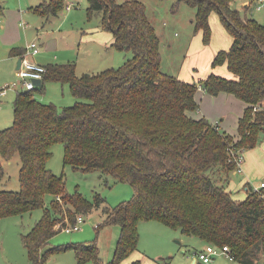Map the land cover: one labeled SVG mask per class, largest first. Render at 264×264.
<instances>
[{"label": "trees", "instance_id": "trees-1", "mask_svg": "<svg viewBox=\"0 0 264 264\" xmlns=\"http://www.w3.org/2000/svg\"><path fill=\"white\" fill-rule=\"evenodd\" d=\"M87 1L88 15L99 11L101 27L112 33L111 46L131 56L116 67L80 75L74 62L46 64L39 86L47 80L68 83L77 98L61 108L34 97L37 86L17 92L12 124L0 129V156L19 154L20 188L0 185V217L44 208L41 218L21 235L34 264H43L51 251L67 248L75 249L79 264L89 259L94 264H122L138 248L139 222L150 219L206 243L227 244L233 260L256 264L264 259V186L254 190L248 185L241 199L226 188L236 167L234 155L254 147L264 135V23L242 15L233 0H175L171 5L172 11L180 2L195 8L194 26L202 30L205 43L211 37V12L232 35L230 47L216 52L212 66L226 64L235 78L211 72L200 82L210 94L225 91L247 104L232 135L205 116L191 114L199 107V83L162 69L160 36L143 1ZM63 6L64 0H46L34 10L50 15ZM55 142L63 144L65 164L129 182L131 198L110 208L99 192L90 200L77 189L66 192L63 174L47 166ZM212 168L224 171L213 177ZM3 176L0 162V184ZM62 204L72 224L78 214L103 205L105 223L119 226L110 260L101 258L94 243H67L41 252L67 223Z\"/></svg>", "mask_w": 264, "mask_h": 264}, {"label": "rangeland", "instance_id": "rangeland-1", "mask_svg": "<svg viewBox=\"0 0 264 264\" xmlns=\"http://www.w3.org/2000/svg\"><path fill=\"white\" fill-rule=\"evenodd\" d=\"M39 1L41 0H0L5 6V11L6 9L21 10V12L18 11L20 14L17 13L19 17L16 21L21 29L24 43L35 41L39 48L41 44L47 43L44 50L33 56L37 61L42 63H46V61L74 62L76 73L80 75L84 72L95 73L107 67H116L131 56L130 51H122L110 46V44L101 43V36L97 34V30L103 29L100 24V12L96 11L89 16L87 0H64V6L57 15L37 13L30 5ZM141 1L145 3L148 17L160 36L162 69L176 75L187 66L190 60L194 64L197 55L194 53V49L198 46V40L201 37V29H195L194 26L195 8L180 2L177 10L172 11L171 5L175 0ZM243 1L233 0V7L239 9L242 15L245 14L247 17L264 23V8L243 10L241 7ZM67 2H70L69 8H65ZM211 14L213 18L211 19L212 25H210L211 32H215L217 38L219 31L214 27V24L215 18L218 22L220 19L215 12H211ZM201 42H204L202 37ZM106 44L109 45L108 48ZM210 48L211 44H209ZM213 49H216L215 46ZM31 55L33 54H29L28 57H32ZM198 61L197 66L199 68V63L207 64V54H203ZM15 80L18 81V78L12 76L8 82ZM16 89H24L21 82L9 88L6 95L0 98V129L12 124L13 110L10 105V93ZM33 95L43 102H54L59 108L70 105L77 99L72 95L68 83L53 80L44 81L42 87L37 86L33 89ZM252 148L254 149L251 151H248L250 148L243 150L242 172L233 170L234 172L230 176V185H232L230 190L235 193L237 198L243 194L242 188L240 192H236L241 187L239 185L241 179H248L252 185L264 180V135L259 137L257 144ZM51 151L52 154L47 161V166L53 172L63 174L66 192L71 193L77 189L89 200L93 198L95 192H99L105 199L104 204L110 208L131 198L133 187L129 182L121 181L114 175L103 173L100 170L85 172L65 164L61 142H55L51 146ZM0 162L4 169L1 188L19 190V154L15 152L9 159L0 156ZM219 170L222 173L224 171L220 168H212L209 173L216 177ZM49 199L50 195H47L45 204ZM59 201L62 203L61 200ZM61 207V216L68 222L64 204ZM43 209V207H36L21 214L0 217V264H34L28 257L21 235L28 232L34 223L41 218ZM83 218L84 221L79 224L78 229L67 231L62 228L54 233L41 248V252L47 251L50 247L67 243H94L101 258L105 262L110 260L119 234V226L114 223H105L106 213L103 210V205L83 214ZM138 230V249L125 257L121 262L122 264H128L135 258H140L141 253L147 254L148 257L141 260L140 264H153L154 261L161 264L163 261L157 260L158 255L168 258L171 256L168 264H194L192 260L195 251L202 249L201 247L206 244L204 240L195 235L184 234L180 229H173L153 219L140 221ZM181 237L183 240H180ZM43 264L79 263L75 249L67 248L49 252ZM81 264H94V262L89 259ZM201 264L239 263L229 259L224 254H216L209 262Z\"/></svg>", "mask_w": 264, "mask_h": 264}, {"label": "crops", "instance_id": "crops-1", "mask_svg": "<svg viewBox=\"0 0 264 264\" xmlns=\"http://www.w3.org/2000/svg\"><path fill=\"white\" fill-rule=\"evenodd\" d=\"M43 1H46V0H41L38 3L32 4L30 6H33L32 9H34L35 6H37L39 3ZM0 5L3 7V12L0 15V88H1L5 83H11V82H8V80H10L12 76H16V70L18 68L17 61L19 58H21L22 54L25 52L26 46L28 43L23 42L22 32H21V29L18 27V24L16 21L17 18L19 17L21 10L19 9L20 12H18L19 10L15 11V10H10V9H6L5 11V6L3 5L2 2H0ZM67 6L70 7V2L69 3L67 2L65 4V8H69ZM57 13L52 14V15H57ZM211 15L209 17L210 25H212V22H213L211 21V19H213ZM215 21H216L215 24L214 23L213 24H214V27H216L219 31V36L217 37L218 39L215 36V32H211V37L209 41L206 43L205 42L202 43L201 37L203 39V32L201 30V37H200V40H198L199 44L197 43L198 46H196L194 49V53H197L196 58L194 59V61L196 62L192 64V60H190L184 69L176 73V76H178L179 78L185 81H196L197 83H199V87L195 93V99L199 103V107L195 112H191V114L194 117L199 118V117L205 116L212 123L217 124L221 129L225 130L226 132L232 135H236L238 118L243 114L244 108L247 104L242 99L236 97L234 94L228 93L225 91H221L216 95L210 94L207 91H205L202 85L200 84V82H202L211 72H214L215 74H218V75H221L227 78H235V74L227 68L226 64L212 66V59L214 55L216 54V52L221 49H228L233 39L232 35L225 29L221 21L218 22L216 18H215ZM97 34L101 36V43L103 44L107 43V44H110L111 46L113 42V35L111 32L107 30L105 32V30L101 29V30H97ZM210 40H211V43H210ZM107 44H106V47L108 48L109 45ZM209 44H211L210 49H209ZM46 46H47L46 42L41 44L39 51L44 50ZM213 46H215L216 49H213ZM12 49H15L14 52L12 51ZM39 51L31 55L32 57L29 56L30 59L38 63H41L43 65H46L48 63H53L51 61H46V63L37 61L33 56L37 55ZM203 54H207L208 63L205 65L204 64L202 65V63L201 64L199 63V66H200L199 68L197 66L199 62L198 60L201 58ZM17 83L18 81H16V84ZM16 84L14 86H16ZM8 89L6 90V92L8 91ZM21 90L16 89L10 93L11 108H12V101L15 98V95L17 94V92ZM6 92L0 95V98L5 96ZM252 149L254 148H250V150L248 151H251ZM233 172L234 171L230 172L228 181L226 183V188L228 190H230V187H232V185H230V176H231V173ZM239 185H241V187L238 188L236 192H240V189L242 188L243 194L239 196L241 198H244L246 196L248 185H251V183L249 182L248 179L244 178L240 180ZM230 192L234 198L241 199L240 197L239 198L235 197V193H232L231 190ZM180 240H183L182 237L180 238ZM203 247L204 246H202L201 248ZM145 257H148V255L145 253L143 254L141 253L140 258H135V259H140L141 261ZM169 258L163 257L162 255H158L157 260L159 261L162 260L163 262L161 264H168ZM194 259L195 258L193 257L192 263L194 264L203 263L199 259H196V260ZM236 263L245 264L239 261H236ZM153 264H158V262L154 261Z\"/></svg>", "mask_w": 264, "mask_h": 264}, {"label": "built area", "instance_id": "built-area-1", "mask_svg": "<svg viewBox=\"0 0 264 264\" xmlns=\"http://www.w3.org/2000/svg\"><path fill=\"white\" fill-rule=\"evenodd\" d=\"M69 7V6H67ZM242 8H256L261 9L264 8V0H244L242 3ZM39 51L38 44L35 41H31L27 44L25 52L21 56L20 64L16 70V76L18 78V82H21L24 89H33L36 85L34 80L41 79L43 73L45 72V65L33 61L28 57L29 54H35ZM15 82L5 83L0 88V95L4 94L6 90L14 86ZM233 160L236 163V167L234 170L238 172L242 171V163L244 161L243 150H240L236 155H234ZM264 186V180H261L259 183L250 185V187L254 190H259L260 187ZM84 221L83 215L78 214L76 216L75 222L69 223L67 222L63 229L67 231L75 230L79 228V224ZM216 254H224L229 259H233V255L230 252V249L227 244L223 245H214L211 243H207L202 249L195 251L194 260L199 259L201 262H209L211 258ZM256 264H264V259L257 261Z\"/></svg>", "mask_w": 264, "mask_h": 264}, {"label": "water", "instance_id": "water-1", "mask_svg": "<svg viewBox=\"0 0 264 264\" xmlns=\"http://www.w3.org/2000/svg\"><path fill=\"white\" fill-rule=\"evenodd\" d=\"M20 61H21V59L19 58L18 61H17V67H18L19 64H20ZM34 83H35L36 86H39V84L41 83V79H36V80H34Z\"/></svg>", "mask_w": 264, "mask_h": 264}]
</instances>
